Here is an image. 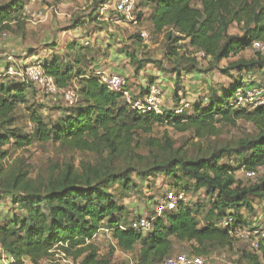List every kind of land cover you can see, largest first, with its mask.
Listing matches in <instances>:
<instances>
[{"label":"trees","instance_id":"obj_1","mask_svg":"<svg viewBox=\"0 0 264 264\" xmlns=\"http://www.w3.org/2000/svg\"><path fill=\"white\" fill-rule=\"evenodd\" d=\"M146 1L153 9L155 32L175 31V39L167 33L169 44L184 41L190 50L202 53L204 59L220 63L240 56L256 42L264 44V0ZM24 11L25 3L21 1L0 6V39L17 33V28L25 21ZM235 24L241 26L243 36L229 33ZM171 48L170 60L180 58L182 61L176 47ZM68 50L73 62L54 56L41 61V66L55 79L59 89L77 81L81 102L65 111L57 122L45 121L38 111L29 107L35 133L23 135L12 128L17 122L18 109L29 103V88L34 85L4 78L0 84V149L12 142L19 149L35 142H53L95 154L100 162L94 167L83 165L81 170L69 165L40 184L29 177V172L21 171L7 180V193L13 195L12 203L19 214L0 225V245L10 264H41L59 251L75 263L82 260L81 264H111L99 257V250L93 245L105 224L113 231L121 250L130 253L141 245L138 264H162L173 257L176 243L189 245L191 256L197 257L232 249L235 238L217 223L228 216L227 211H232L236 212L229 215L235 219L232 230L236 233L250 229L237 212L243 208L252 210L250 197L264 202V178L248 189L241 188L234 174L237 169L221 162L230 155L239 158V169L245 172L264 167V105L241 107L237 98L239 92L246 97L247 89H261V86L256 87L259 86L257 81L248 82L247 77L264 76V58L239 59L232 63L229 70L235 71L238 77L231 87L220 92L212 90L210 97H204L193 106L191 114L177 116L168 111L164 116H142L121 96L110 93L94 73L88 74L82 69L87 54L82 52L80 44L72 43ZM138 69L142 71L143 65ZM190 71L195 72V69L190 68ZM150 87L142 93H149ZM176 101L181 102L178 96ZM238 121L253 124L257 134L235 147L224 145L194 158L174 150L170 140L164 145L152 138L141 140V135H151L159 124H167L180 133L190 132L196 139L204 140L220 136L219 125L235 126ZM143 147L149 148L151 154L154 151L163 154V160L152 157L153 163L147 167L152 176H165L174 180L175 185L187 179L195 184L196 191L205 190L208 195L218 196L214 213L205 218L206 225L201 226L196 210L182 205L178 213L158 215L155 211L154 216L149 217L148 231L132 228L135 221L128 223V209L118 202L112 190L120 185L125 197L140 189L132 175L139 172L138 163L146 162L145 157L136 154ZM8 156V151L1 152L0 162ZM120 163L127 167L122 169ZM138 174L144 177L146 173ZM188 187L190 184L185 190L188 191ZM258 252L244 255V259L248 264H264V241L260 242Z\"/></svg>","mask_w":264,"mask_h":264},{"label":"rangeland","instance_id":"obj_2","mask_svg":"<svg viewBox=\"0 0 264 264\" xmlns=\"http://www.w3.org/2000/svg\"><path fill=\"white\" fill-rule=\"evenodd\" d=\"M13 1L25 3V21L21 28H17L15 35L9 34L0 39V46L8 45L5 49L0 47V61L5 63L9 57H13L19 65H23L24 63L49 60L57 56L60 60L73 62V59L68 56V48L69 45L76 42L80 44V48L83 49L82 52L87 54L82 69L88 74L94 73L95 62L101 63L111 60V68L122 71H126L127 66H130L131 72L124 73L125 76H130V88L135 93L142 94L140 81L134 78V73H141V78L144 79L145 77L144 90L151 85H158L164 91V107L170 112L173 111L174 106L180 104L176 101L178 96L180 101L185 100L192 105L187 111V114H191L193 106L205 99L204 97H210L212 90L220 92L231 87L238 77L235 71L229 70L232 63L239 59L257 60L260 57L264 58V55L259 56L257 52L250 49L236 58L215 63L212 59H204L200 53L190 50L184 41L171 45L167 33L175 39L177 38L175 31L167 29L162 34L155 32L152 23L153 9L151 3L146 0H138L137 3L135 16L139 20L138 26L124 21L123 17L116 13L114 10L116 0H42L35 5L31 4L29 0H0V6ZM196 6L202 9L200 4L197 3ZM28 11L41 12L42 16L33 18L28 14ZM76 25H79L78 28H75ZM142 33L149 35L148 40L141 37ZM229 33L237 37L243 36L241 26L237 24L231 27ZM171 47H176L183 57L182 61L180 58L170 60ZM120 57L124 58L125 61H120ZM140 64L143 65V69L139 72ZM190 68L195 69V72L190 71ZM97 69L100 68L97 67ZM105 70L110 72L109 69ZM228 70L231 76L226 74L225 71ZM158 79H163V82L157 84ZM10 81L14 83L25 82L15 79H10ZM247 81H257L259 86L256 87L261 86V89L254 88V91H259L261 95L257 100L261 101L264 97V76L254 74L247 77ZM75 84L80 89L77 81ZM29 89V103L18 109L16 113L17 122L12 128L17 129L23 135L35 133L34 125L30 123L29 113L31 111H29V107L38 111L45 121L57 122L65 111L81 102L79 99L78 103L72 106L61 94L46 96L37 87L32 86ZM251 90L249 89L248 92ZM262 101L264 102V99ZM243 106L246 105L242 103ZM253 106L256 107L257 104H253ZM219 128L222 132L220 136L199 140L190 132L180 133L167 124H159L155 125L151 135H141V140L145 141L152 138L162 145L170 140L174 145V150H180L182 154L194 158L213 149H219L224 145L235 147L240 141L257 134L253 124L245 121H238L235 126L222 124L219 125ZM3 151H8L9 156L0 162V225H4L6 220L13 215H19L12 203L13 195L7 193L8 184L6 182L8 179H12V176L20 171L29 172V177L40 184L44 183L54 172L64 170L69 165L73 166L75 170H81L83 165L94 167L100 162L95 154L76 151L53 142L46 144L35 142L30 147L23 149H19L12 142L0 149V153ZM136 154L146 158L144 165L139 163L136 165L139 172L132 175V179L140 189L125 197H123L120 185L112 190L118 202L128 209V223H132L141 217H153L156 211V203L167 192H184L189 196V207L197 211L201 226L206 225L205 218L214 213L218 196L208 195L205 190L196 191L195 184L188 182L187 179L179 185H175L174 180L165 176H152L147 167L153 163L152 157L154 155L160 160L163 158L161 152L154 151L151 154L149 148L143 147L138 149ZM238 161L237 156L226 155L221 163L237 169L234 174L241 188L248 189L259 184L264 178V174L260 173L257 179H248L245 176L246 172L239 169ZM120 167L124 169L127 165L120 163ZM138 173L146 174L144 177H139ZM189 184L190 187L187 191L185 189ZM250 198L252 210L243 208L237 213L247 222V227H262L264 224V202L254 197ZM234 213L236 212L227 211L228 216ZM93 245L99 250V257L111 264H138L141 245H138L130 253L121 250L113 237V231L107 227V224L95 237ZM182 254L191 256V247L187 244L176 243L173 257ZM248 254H259V252H255L251 248L249 241L235 237L232 249L217 250L210 256L203 258L207 259L209 264H248L244 259V255ZM57 259L54 253L49 259L43 260L41 264H55ZM81 261L79 260L76 264H81ZM0 264H10L1 245ZM26 264L30 263L27 262Z\"/></svg>","mask_w":264,"mask_h":264},{"label":"built area","instance_id":"obj_3","mask_svg":"<svg viewBox=\"0 0 264 264\" xmlns=\"http://www.w3.org/2000/svg\"><path fill=\"white\" fill-rule=\"evenodd\" d=\"M31 4H38L42 0H29ZM138 0H116L115 11L123 17L124 21L134 25H139V20L135 16ZM33 18H40L41 12H29ZM141 37L148 40L149 35L142 33ZM252 50L264 55V44L260 42L254 43ZM202 58L204 55L200 53ZM94 76L98 77L102 84H104L110 93L119 95L123 101L133 110L142 116L149 114H155L164 116L168 110L165 109V99L163 90L158 85H152L149 93L138 94L130 88L128 77L122 74L107 72L104 68L94 69ZM4 78L15 79L32 83L46 96H56L61 94L65 100L72 106L76 105L80 99L79 89L75 82L65 89H59L55 79L48 76L41 66V62L24 63L19 65L15 58L9 57L7 59L6 67L0 71V84ZM246 97L241 93H237L239 106L242 107V103L247 106L256 107L264 105V102L257 100L261 95L259 91L251 90L246 92ZM263 97V96H262ZM263 102V104H262ZM192 107L188 101H181L178 106L172 108L177 116H181L187 113ZM264 174V167L258 171H248L245 176L248 179H257L259 174ZM189 196L184 192H167L158 202L155 207L156 214L162 215L165 212L178 213L180 207L189 206ZM235 219L233 216H227L218 224L221 229L229 230L231 235L235 238L244 239L250 242L251 248L254 251H259L260 242L264 241V224L262 227L250 228L244 231L234 232ZM151 227V220L148 217H141L139 220L132 224V228L137 231H148ZM57 261L55 264H76L65 253L59 251L55 252ZM162 264H209L208 260L203 257L189 256L182 254L176 257L168 258Z\"/></svg>","mask_w":264,"mask_h":264},{"label":"crops","instance_id":"obj_4","mask_svg":"<svg viewBox=\"0 0 264 264\" xmlns=\"http://www.w3.org/2000/svg\"><path fill=\"white\" fill-rule=\"evenodd\" d=\"M6 46H8V45H1L0 47H2V48H7ZM111 51V50H110ZM112 52V51H111ZM42 62L44 61V60H41ZM40 61V62H41ZM120 61H125V59L124 58H122V57H120ZM6 65H7V62L5 61V63H3V61H0V71H2L5 67H6ZM95 66H96V68L97 67H99V68H104V69H109V71L110 72H113V73H118V74H124L125 72H127V71H129V72H131V68H130V66H127V69H126V71H122L121 69H117V68H111V66H112V62H111V60H106V61H104V62H101V63H96L95 62ZM123 72V73H122ZM141 74V73H140ZM140 74H135L134 73V78H136L137 80H139L140 81V85H141V87H140V91H141V88H142V90H144V87H145V85H144V81H145V77H144V79L143 78H141V75ZM125 75V74H124ZM128 78H130V76H127ZM129 81H130V84H131V80L129 79ZM154 81V80H153ZM163 82V79H158L157 81H156V83L158 84V83H162Z\"/></svg>","mask_w":264,"mask_h":264}]
</instances>
